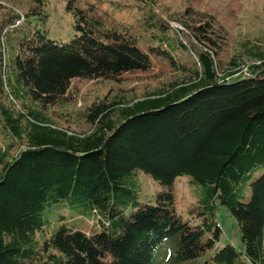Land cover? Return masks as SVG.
I'll list each match as a JSON object with an SVG mask.
<instances>
[{
    "label": "trees",
    "instance_id": "1",
    "mask_svg": "<svg viewBox=\"0 0 264 264\" xmlns=\"http://www.w3.org/2000/svg\"><path fill=\"white\" fill-rule=\"evenodd\" d=\"M77 2L66 8L74 17L69 41L51 40L40 28L10 30L19 19L13 14L0 22V123L7 132L0 264H264V172L254 176L264 169V52L246 51L259 63L248 75L237 57L219 75L211 45L218 44L199 27L204 47L193 49L188 69L178 59L188 44L158 33L153 15L143 17L149 36L142 43ZM7 44L16 51L9 59ZM151 55L171 60L187 78L130 103L118 94L93 103L88 133L69 134L31 110L25 119L13 107L27 99L52 106L72 80L145 70ZM19 145L24 149L8 161ZM141 171L164 189L152 200H140ZM179 177L196 188L187 218L176 211ZM218 202L238 222L243 253L219 244ZM92 216L91 234L68 225Z\"/></svg>",
    "mask_w": 264,
    "mask_h": 264
},
{
    "label": "rangeland",
    "instance_id": "2",
    "mask_svg": "<svg viewBox=\"0 0 264 264\" xmlns=\"http://www.w3.org/2000/svg\"><path fill=\"white\" fill-rule=\"evenodd\" d=\"M68 2L69 0H0V22L12 19L13 15L25 16L23 27L26 29L40 28L48 31L51 40L69 41L75 32L74 17L66 9ZM76 6L81 9L92 7L93 14L101 17L107 24L116 23L117 27L136 33L142 43L149 36L144 32L143 17L147 13L153 15L158 33L182 38L188 44L186 51L178 53L179 61L188 69H193V63L196 62L193 49L204 47L197 39L199 27H204L208 39L218 44L211 45L218 54L219 75L228 70L227 64L232 57L242 60L244 64L241 75H248V67L259 63L248 57L246 51L257 46L264 52V0H78ZM39 12L48 18L47 23L39 21ZM15 53L7 44L8 59ZM150 59L151 65L145 70H128L114 79H74L66 95L52 106L42 107L39 102L27 99L25 105L13 104V107L24 118L31 110L42 114L54 127L80 136L92 130L85 114L93 103L103 99L109 103L117 94L126 99L124 103H130L187 78L185 73L175 70L171 60L156 55H151ZM239 75L240 73L234 78ZM6 136V129L0 123V155L6 151L3 142ZM23 149L22 145L14 148L8 155V161ZM262 172L264 169L257 171L254 176ZM139 181L141 201L152 200L164 190L142 171L139 173ZM173 188L176 211L187 218V210L196 202V188L190 185L187 177L177 178ZM61 214L68 215L69 211H61ZM94 219V216L75 217L68 221V225L91 234ZM216 222L222 232L219 244H230L238 253H243L238 222L231 216L228 208L219 202Z\"/></svg>",
    "mask_w": 264,
    "mask_h": 264
},
{
    "label": "built area",
    "instance_id": "3",
    "mask_svg": "<svg viewBox=\"0 0 264 264\" xmlns=\"http://www.w3.org/2000/svg\"><path fill=\"white\" fill-rule=\"evenodd\" d=\"M19 16V15H18ZM13 25H11L9 27L10 30L16 28V27H23L25 24V16H19V19L14 20V22L12 23ZM6 31V30H5ZM8 32V31H7ZM6 33V32H5ZM4 33V34H5Z\"/></svg>",
    "mask_w": 264,
    "mask_h": 264
}]
</instances>
